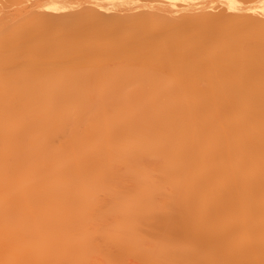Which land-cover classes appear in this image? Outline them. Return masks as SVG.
<instances>
[{
	"label": "bare ground",
	"instance_id": "6f19581e",
	"mask_svg": "<svg viewBox=\"0 0 264 264\" xmlns=\"http://www.w3.org/2000/svg\"><path fill=\"white\" fill-rule=\"evenodd\" d=\"M0 264H264V0H0Z\"/></svg>",
	"mask_w": 264,
	"mask_h": 264
}]
</instances>
